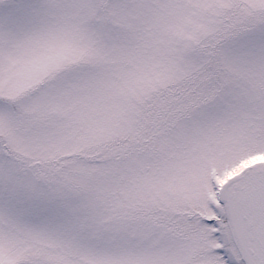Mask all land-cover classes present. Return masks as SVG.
Segmentation results:
<instances>
[{
	"label": "snow or ice",
	"instance_id": "obj_1",
	"mask_svg": "<svg viewBox=\"0 0 264 264\" xmlns=\"http://www.w3.org/2000/svg\"><path fill=\"white\" fill-rule=\"evenodd\" d=\"M0 264H264V0H0Z\"/></svg>",
	"mask_w": 264,
	"mask_h": 264
}]
</instances>
